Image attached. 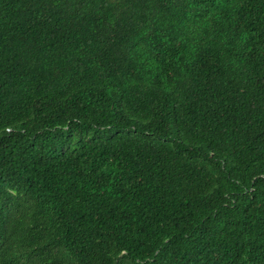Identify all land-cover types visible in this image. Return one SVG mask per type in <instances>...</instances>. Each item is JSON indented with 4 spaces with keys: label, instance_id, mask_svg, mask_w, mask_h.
Listing matches in <instances>:
<instances>
[{
    "label": "trees",
    "instance_id": "obj_1",
    "mask_svg": "<svg viewBox=\"0 0 264 264\" xmlns=\"http://www.w3.org/2000/svg\"><path fill=\"white\" fill-rule=\"evenodd\" d=\"M0 264H264V0H0Z\"/></svg>",
    "mask_w": 264,
    "mask_h": 264
}]
</instances>
